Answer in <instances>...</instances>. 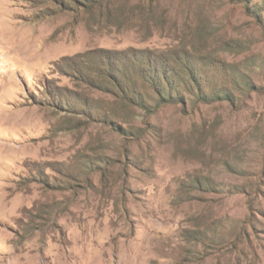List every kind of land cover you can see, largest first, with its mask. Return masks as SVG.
Masks as SVG:
<instances>
[{"label":"rangeland","instance_id":"374dc122","mask_svg":"<svg viewBox=\"0 0 264 264\" xmlns=\"http://www.w3.org/2000/svg\"><path fill=\"white\" fill-rule=\"evenodd\" d=\"M0 264H264V0H0Z\"/></svg>","mask_w":264,"mask_h":264},{"label":"trees","instance_id":"16d2710c","mask_svg":"<svg viewBox=\"0 0 264 264\" xmlns=\"http://www.w3.org/2000/svg\"><path fill=\"white\" fill-rule=\"evenodd\" d=\"M160 79H161L163 82H164V81L166 82V86H164V87H159V88L157 89V93H158V96H159V100H160L161 102H163V101L167 100V98H169L170 95H171V91L169 90V87H170L171 84H173V83L169 84V82H170V81L173 82V79H174V78L168 77L167 75L163 74V75H161V78H160ZM179 79L182 80L183 77H180ZM182 83H183V85L186 87V85H185V81H184V80H182ZM160 86H162V83H161ZM161 88H162V89H161ZM165 89H167V90H165ZM175 91H176V94H177V95H180L179 92H177V91H178L177 89H176ZM226 95H227V94H226ZM162 96H163V97H162Z\"/></svg>","mask_w":264,"mask_h":264}]
</instances>
